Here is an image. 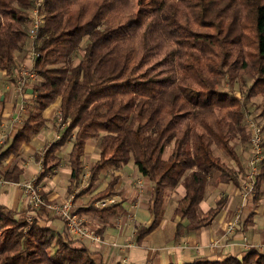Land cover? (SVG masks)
Wrapping results in <instances>:
<instances>
[{"label":"trees","instance_id":"trees-1","mask_svg":"<svg viewBox=\"0 0 264 264\" xmlns=\"http://www.w3.org/2000/svg\"><path fill=\"white\" fill-rule=\"evenodd\" d=\"M37 5L45 21L32 47L39 53L34 60L36 106L0 147L6 145L0 154L3 178L13 179L3 161L20 153L44 125V111L59 101L64 129L45 154L38 182L60 164L55 152L72 140V191L84 173L86 143L96 139L99 158L90 168L88 188L106 168L129 161L151 183L148 210L153 219L138 228L139 239L161 223L168 188H184L173 213L180 219L176 236L182 229L209 226L227 202L221 197L202 210L211 178L235 185L244 180L242 169L215 149L240 165L234 141L248 138L242 100L220 91L219 85L226 77L247 79L248 96L260 95L264 103V0H0V68L11 78ZM263 181L264 165L256 177V195L252 200L248 196L247 204L255 202ZM117 183L112 176L89 206L76 212L102 220L121 213L120 203L92 205L113 196ZM24 214L0 204V264H107L66 225L58 232L42 224L51 218L47 205L32 223ZM182 264H264V252L250 247Z\"/></svg>","mask_w":264,"mask_h":264},{"label":"crops","instance_id":"crops-1","mask_svg":"<svg viewBox=\"0 0 264 264\" xmlns=\"http://www.w3.org/2000/svg\"><path fill=\"white\" fill-rule=\"evenodd\" d=\"M19 63V66L22 63L30 65L32 59L27 57L23 60L20 58ZM15 70L16 67L14 73ZM10 78L6 71L0 68V131L8 133V140L16 135L18 127L24 123V120L34 109L30 105H35L33 101L34 85L26 87L22 91V95H19L9 87ZM23 99L29 104L27 110L20 120H14L18 105ZM58 105L59 101L44 111L46 118L44 125L32 140L23 146L20 153L16 156L10 155L3 161L2 168L13 172V179L3 178L0 172V204L12 210L26 213L27 204L21 183L32 178H36L38 181V177L45 170L43 159L49 146L61 138L62 129L55 121V117L59 116ZM3 144L5 143H1L0 147ZM71 146L72 140L67 141L55 152V155L61 159L60 164L45 175L38 185L40 192L48 201L47 204L62 203L74 196L73 207L76 212V210L89 206L90 198L94 193L105 188L109 179H105L101 183L99 179L92 187L88 188L92 162H96L99 158L97 141L89 139L83 156V176L71 191L69 187L72 173L69 165ZM5 148L6 145L0 149V154ZM234 167L237 170L242 169L241 178H245V165L235 163ZM106 173L109 178L118 177L117 191L112 197L115 198L116 203L123 206V211L106 220L100 219L94 213L80 214L85 219L88 228L99 238L95 239L91 236L77 238L90 250L100 253L107 264H182L198 257L223 258L250 247H257L264 252V187L262 184L260 190L263 192V196L259 194L255 202L251 201L247 204V200L244 201L242 195L241 180L238 185H235L233 183H217L214 178H211L212 182L207 185L204 199L201 202L202 210L206 211L221 197L227 199L226 205L206 228L196 231L182 229L178 236H176V227L180 219L174 217L173 213L178 205V199L184 194V188L182 186L176 189L168 188L161 223L149 234L139 239L138 228L148 226L153 219L148 210L151 183L141 175L133 161H129L117 169L109 168ZM85 189L86 191L81 193ZM255 195L251 194L250 199L252 200ZM96 202L92 203L95 207H97ZM238 204H242L245 208L244 218L240 222V228L235 229L233 233H227L228 225L234 217V211ZM48 210L51 218H45L42 224L60 232L65 227V222L52 210ZM181 222L184 225L187 224V220ZM216 238H221V244L214 249L210 243ZM129 242L130 246H128Z\"/></svg>","mask_w":264,"mask_h":264},{"label":"built area","instance_id":"built-area-1","mask_svg":"<svg viewBox=\"0 0 264 264\" xmlns=\"http://www.w3.org/2000/svg\"><path fill=\"white\" fill-rule=\"evenodd\" d=\"M44 21H45V17L44 14L40 11L39 5L35 6L31 11V20L29 26V35L32 40H35L37 38L39 29L41 25L44 23ZM38 55L39 53L35 49H33V56L31 58L32 64L30 65L23 64L19 67V69L15 70L14 77L10 80L11 82L8 83L9 87L15 93L22 95V91H24L29 84L38 81L39 79L38 72L34 67V60ZM28 105H29L28 102L25 101L24 99L20 102L14 120H20L22 118V115L27 110ZM8 139H9L8 133L4 131H0V144L5 143ZM251 141H252V150H251L252 158L249 163L247 181L242 190L244 201H246L248 195H250L249 193L254 189L256 177L259 174L257 162L260 161L261 153H262V147H261L262 140L259 129L255 130ZM21 186L27 204V211L24 216L29 223H32L37 212L44 205H47L48 209L52 210L54 214L58 215L60 218L63 219L65 225L67 226L69 232L72 235L76 237L91 236L95 239L99 238V236H97L92 230L88 228V226L85 223V219L75 212L73 207L74 196H71L68 200L62 203L47 204L45 198L40 192V187L36 181V178L23 181L21 183ZM112 203H115V198L110 196L105 199L98 200L96 202V206L102 208L111 205ZM241 212H242L241 208H239L236 211L232 221L228 225L227 233H233L235 229H238L240 227ZM220 244H221V238H216L210 243L211 247L214 249L219 247ZM130 245L131 243L129 242L128 246Z\"/></svg>","mask_w":264,"mask_h":264},{"label":"rangeland","instance_id":"rangeland-1","mask_svg":"<svg viewBox=\"0 0 264 264\" xmlns=\"http://www.w3.org/2000/svg\"><path fill=\"white\" fill-rule=\"evenodd\" d=\"M134 5L136 7L135 2H134ZM134 5L125 7L126 12H123V13H129V11H131L133 9ZM33 44H34V41L29 36V38H28L27 42L24 44L23 48L17 53L18 63L15 66L16 69H19V67H20L19 66L20 65V63H19L20 58H23V60L27 57L32 58V56H33V48H32ZM77 62H79V57L76 56L75 63H77ZM23 64L24 63H22V65ZM11 79L12 78H10L9 80H11ZM36 82L29 84L27 87H29L30 85H36ZM249 87H250V83H247V79H246V81H243L241 79H235L234 80V78H232V77L224 78L222 83L219 85L220 91H225V92L234 94L242 100L241 112L244 114V125H245V130H246V133L248 135V138L246 140H243L242 138H236L234 141V143L237 145V148L240 152L241 163H243L245 165V169H246L245 170L246 174L244 175L245 178H244V180L241 179V191L243 190V187L247 181V173L249 170V163H250L251 158H252V152H251L252 141L251 140H252L253 134H254L256 129L260 130L261 140H262L261 141L262 142V144H261V147H262L261 159L259 162H257L258 170H260L262 165H264V103H263V99L260 95L248 96ZM30 106L32 108H34L36 105H30ZM55 118H56L55 121L58 122V127L60 126L59 128H61L63 130L64 125L63 124L60 125V122H61L60 115L58 117L56 116ZM93 140H96V139H93ZM169 150H170V147L168 148V152H169ZM215 152L217 155L221 156L225 161H227L228 163H230L231 165L234 166L235 162L230 160V158H228V156H226L220 149L216 148ZM94 163L95 162H92V164H94ZM108 169L109 168H106V170H104L102 175L100 176V181H99L100 183L105 179H109V180L111 179V177L109 178V176L106 175L107 174L106 172L108 171ZM36 181H37V179H36ZM86 182H87V179H86ZM37 183H38V181H37ZM262 186L264 187V181L262 182ZM256 189H257V186L255 184L254 189L249 194L253 195V192L255 194ZM85 191H86V189L82 190L81 193H83ZM260 194H262V196H263L262 191ZM242 195H243V192H242ZM250 195H248V196H250ZM88 199H89V197H88ZM242 204H243V202H242ZM242 204L241 205L238 204L235 211H234V215H235L236 211L239 208L242 209L240 220H242V218H244L243 212H244L245 208L242 206ZM240 225H241V223H240Z\"/></svg>","mask_w":264,"mask_h":264}]
</instances>
